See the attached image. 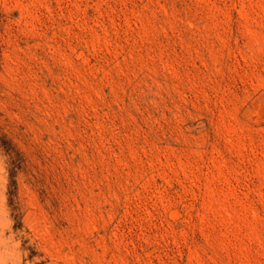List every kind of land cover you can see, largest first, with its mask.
<instances>
[{
    "label": "rangeland",
    "instance_id": "obj_1",
    "mask_svg": "<svg viewBox=\"0 0 264 264\" xmlns=\"http://www.w3.org/2000/svg\"><path fill=\"white\" fill-rule=\"evenodd\" d=\"M0 264H264V0H0Z\"/></svg>",
    "mask_w": 264,
    "mask_h": 264
}]
</instances>
